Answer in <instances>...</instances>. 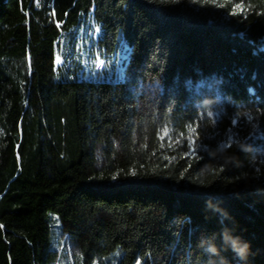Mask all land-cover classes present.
I'll list each match as a JSON object with an SVG mask.
<instances>
[{
    "label": "trees",
    "instance_id": "16d2710c",
    "mask_svg": "<svg viewBox=\"0 0 264 264\" xmlns=\"http://www.w3.org/2000/svg\"><path fill=\"white\" fill-rule=\"evenodd\" d=\"M72 258L264 264V0H0V264Z\"/></svg>",
    "mask_w": 264,
    "mask_h": 264
},
{
    "label": "rangeland",
    "instance_id": "374dc122",
    "mask_svg": "<svg viewBox=\"0 0 264 264\" xmlns=\"http://www.w3.org/2000/svg\"><path fill=\"white\" fill-rule=\"evenodd\" d=\"M86 28H81L78 32L77 40L73 42L74 44L66 47V52L70 56L67 62L68 67L77 69V77H82L86 73L88 76H93L99 81L121 79L119 75L123 68L124 55H118L115 60L109 59L107 65L97 54L93 58V40L97 36L98 28L93 20L87 21ZM94 52H96V47H94ZM51 215L53 216V214ZM53 231L55 234V227H53ZM71 262L73 264L75 260L72 258Z\"/></svg>",
    "mask_w": 264,
    "mask_h": 264
},
{
    "label": "clouds",
    "instance_id": "9594fccd",
    "mask_svg": "<svg viewBox=\"0 0 264 264\" xmlns=\"http://www.w3.org/2000/svg\"><path fill=\"white\" fill-rule=\"evenodd\" d=\"M225 241L226 242H230L231 246L233 248V250L240 256L243 257L244 253H245V249H246V245L245 246H241L240 243L236 240V239H232L230 237H228L227 235H225ZM206 251L212 253V254H216L217 253V249L210 245Z\"/></svg>",
    "mask_w": 264,
    "mask_h": 264
},
{
    "label": "snow or ice",
    "instance_id": "6c2138e0",
    "mask_svg": "<svg viewBox=\"0 0 264 264\" xmlns=\"http://www.w3.org/2000/svg\"><path fill=\"white\" fill-rule=\"evenodd\" d=\"M192 131H195L194 129Z\"/></svg>",
    "mask_w": 264,
    "mask_h": 264
},
{
    "label": "bare ground",
    "instance_id": "6f19581e",
    "mask_svg": "<svg viewBox=\"0 0 264 264\" xmlns=\"http://www.w3.org/2000/svg\"><path fill=\"white\" fill-rule=\"evenodd\" d=\"M84 26V25H83ZM80 29V28H79Z\"/></svg>",
    "mask_w": 264,
    "mask_h": 264
}]
</instances>
